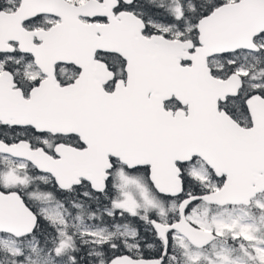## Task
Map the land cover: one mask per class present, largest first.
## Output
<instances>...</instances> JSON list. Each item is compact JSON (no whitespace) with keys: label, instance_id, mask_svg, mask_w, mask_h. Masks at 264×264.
<instances>
[{"label":"water","instance_id":"1","mask_svg":"<svg viewBox=\"0 0 264 264\" xmlns=\"http://www.w3.org/2000/svg\"><path fill=\"white\" fill-rule=\"evenodd\" d=\"M120 1L129 7L135 0ZM19 2L15 12H0V52L11 51V43L16 42L21 52L33 56L46 78L24 98L14 88L12 76L0 74V122L31 126L38 132L73 133L87 149H66L60 159H53L41 149L31 150L26 142L0 140V154L29 161L60 187L80 177L93 183L102 169L94 164L108 162L111 155L129 169L147 166L153 189L172 197L183 190L177 163L199 158L224 182L217 190L183 199L177 207L178 221L160 225L163 256L168 231L196 247L212 241V231L187 220L189 204L248 206L264 192V97L254 94L247 99L250 126H241L218 110L219 100L237 94L240 77L232 74L218 80L207 66L214 55L258 51L254 38L264 33V0L225 3L198 20V46L193 53L185 52L193 47L191 41L145 37L146 24L133 11L114 13L119 0H87L80 5L67 0ZM37 16H51L60 23L48 31L22 28ZM101 19L106 23L98 24ZM34 36L41 43L35 45ZM97 51L115 53L127 62L125 85L118 82L113 91L104 89L111 74L94 59ZM182 60L191 64L182 66ZM57 63L79 68L78 78L60 86L54 76ZM171 97L187 106V114L164 108L163 101ZM35 224V214L20 196L0 191V233L21 238L30 235ZM162 260L121 254L108 264H161Z\"/></svg>","mask_w":264,"mask_h":264},{"label":"flooded vegetation","instance_id":"2","mask_svg":"<svg viewBox=\"0 0 264 264\" xmlns=\"http://www.w3.org/2000/svg\"><path fill=\"white\" fill-rule=\"evenodd\" d=\"M3 1L5 8L0 10V12L13 13L18 9L20 4L19 0H14L16 1V7L10 9V7L6 8L8 0ZM68 2L74 5H80L70 1ZM119 2L118 8L114 11L115 14L128 9L120 0ZM81 21L85 22L83 19H81ZM59 23L60 21L57 18L51 16H37L24 22L22 28L28 32L48 31ZM97 23L104 24L106 22L104 19H101L97 20ZM145 24L146 30L143 32L145 37L161 35L160 33L149 31L148 24L146 22ZM162 36L169 39H178L180 41H191L193 47L186 50L185 52L187 53H193L194 47L198 46L197 34L182 35L177 38L168 35ZM254 42L259 47L258 51L237 50L231 53L214 55L207 59V66L210 69V74L216 79L224 81L232 74L240 77L241 85L237 90V94L232 96L229 95L226 96L224 100H219L218 110L225 111L227 115L243 127L250 126V116L246 106L247 99L254 94H259L264 97V82L260 81L259 78H253L249 73V70H251L252 67L254 68V64L259 60L260 56H264V33L256 36ZM33 43L37 45L41 43V41L34 36ZM11 45L13 46L11 51L0 52V74L9 73L15 84L14 88L19 89L24 98H29L30 92L46 78V75L35 65L31 54L21 52L16 42L11 43ZM241 54L256 56L257 60L252 61L250 59L251 62L247 66ZM237 56H239V58H236ZM6 57L10 58L8 59ZM21 57H24L25 60L32 61L35 69L38 71L35 77L24 73V61L19 60ZM94 59L103 62L106 65L107 71L111 74V77H108L107 81L103 84L106 91H113L118 82H122L124 85L126 84L127 62L122 57L115 53L97 51ZM180 63L182 66L191 64V62L187 60H182ZM245 68H247V71L242 73V70ZM79 73L80 69L73 64L57 63L54 66V76L60 86L73 83L78 78ZM163 106L166 110H171L174 113L176 110H184L187 114V106H182L174 97L164 100ZM0 140L6 144L26 142L31 150L41 149L53 159H60V154H62V151L65 152L66 149H75L78 151L87 149L86 143L78 135L73 133L38 132L31 126L7 125L1 122ZM107 158L108 162L102 164L97 162L94 164L96 167L102 166V169L98 171V177H96L93 183L80 177L78 182L68 183L66 187H60L50 174L37 170L29 161L0 154V191L3 193H16L36 216V224L31 234L16 239L26 242L34 238L38 244V248H40L41 254L52 256L55 263L108 264L115 256L127 254L134 259H159L162 257L163 260L161 264H176V262H178L176 256L172 257L169 255L171 249L173 248L182 252L183 249L179 245L180 239L184 240L186 243L188 241L177 232L168 231L166 254L163 256L162 253L165 250V244L162 237L158 234V228H160L161 224L171 225L178 221V210L177 213H173L171 210H165L166 212L161 210L144 212L143 209L137 210L136 212L131 208L118 207L117 201L122 194L120 184L123 178L129 180L132 174H138L137 177L142 178V181L146 184H151L148 178V167L144 166L129 169L117 158L111 155H108ZM197 160L201 161L199 158L193 157L188 162L177 163L181 171L180 177L182 183L184 177L189 178L187 171ZM10 162L17 167H14V171L16 172L18 180L14 182L9 180L10 182L6 183L8 179L4 177V173L5 171L13 169L11 168ZM207 168L210 176V171L214 174L208 166ZM73 172L74 171H70V174ZM215 177L217 179L223 178L224 182L223 176L218 177L215 175ZM198 183L204 190H208L205 193L217 190L221 187L218 186L217 181V185L213 188H206L204 183ZM182 193L183 190L179 195L173 197L157 193L159 196H156V198L163 203L165 208L167 207V209H170V204L172 202L179 205L183 199L190 197L182 196ZM160 196L167 197L168 203H165L164 199ZM191 204L188 205L186 210L188 221H190ZM210 205L216 206L219 210H235L236 208H241L239 207L241 205L219 206L209 204L207 206ZM53 208L61 210L68 223L65 236L61 239L58 226H55L45 218L46 212ZM209 214L212 215L215 213L210 210ZM47 225L54 229L53 238L49 242L48 239H43L44 235L49 234ZM117 226L135 231L136 237L123 238L118 236L117 233L119 230H117ZM97 227H101L106 234L110 233V236L103 239L83 232L85 228L97 229ZM37 228L39 230H37ZM212 233L213 239L206 246L196 247L188 242L189 248L193 246L192 248L195 249L193 250L190 248L192 251L203 252L204 250L209 258H213L214 250L210 251V248L213 244H217L218 240L215 232ZM229 239L232 238L230 233L227 232L225 241L222 242V244L225 249L229 251V253L227 252L228 256L234 257L238 254L235 253L236 251H233V247L228 242ZM215 250H217L216 247ZM17 258L22 259V256H18ZM190 264L198 263L190 262Z\"/></svg>","mask_w":264,"mask_h":264},{"label":"rangeland","instance_id":"3","mask_svg":"<svg viewBox=\"0 0 264 264\" xmlns=\"http://www.w3.org/2000/svg\"><path fill=\"white\" fill-rule=\"evenodd\" d=\"M72 3L82 4L86 0H68ZM168 1L170 3L171 10L176 15L179 23L166 25L161 22L153 21L148 23L149 31L160 33L161 35H168L170 37H180L182 35H194L190 34L195 31L196 25L192 24L190 20L191 12L194 9L190 0H161ZM225 3L235 2L237 0H221ZM4 4V2H3ZM16 7V1L8 0L6 8ZM187 11H189L187 13ZM245 60V64H248L254 60H257L256 56L241 54ZM10 58V57H6ZM236 58H239L237 56ZM235 58V59H236ZM251 59V60H250ZM24 61V73L35 77L38 71L35 69L32 61L25 60L24 57L19 58ZM247 68L242 70L245 73ZM11 168L5 171L4 177L8 180L6 183L17 181L16 172L14 171V165L10 162ZM17 168V167H15ZM187 174L189 178L194 181L204 183L206 188H213L217 185L216 180L212 179L209 175L207 166L197 160L191 167H189ZM138 174H132L129 180L123 178L120 184L122 194L118 198V207H126L133 211L143 209L144 212L153 210H171V212L177 213L178 204L172 202L170 209L165 208L163 203L156 198V195L152 192L149 186L142 181ZM125 179V180H124ZM10 180V181H9ZM13 184V183H12ZM248 209L236 208L235 210L221 209L215 214L210 215L209 206H202L200 204L193 205L189 215L190 221L198 225L201 228L215 232L217 235V244H213L210 251L214 250L213 258H209L206 253L200 251H192L189 245L182 239L179 241V245L182 247V254L186 256V260L189 262H197L198 264H264V237H258L262 229H264V194L258 196L251 202V205L246 206ZM249 209L259 211V217L255 219ZM166 212V211H165ZM135 213V212H133ZM45 218L59 228L60 239L65 236L67 221L61 210L57 208L50 209L46 212ZM118 236L123 238H135L136 232L128 228H121L117 226ZM86 234H92L97 238L106 239L109 234H106L101 227L97 229L83 230ZM227 232L230 233L232 239H229V244L236 250L238 255L229 257V251L225 249L222 242L225 241ZM102 239V240H103ZM228 239V238H227ZM99 242V241H97ZM221 242V243H220ZM219 244V245H218ZM215 247L217 250H215ZM228 252V253H227ZM22 256L21 260L17 257ZM0 264H62L55 263L53 257L46 254L42 255L40 248L36 240L29 239L26 242L20 241L10 235L0 233Z\"/></svg>","mask_w":264,"mask_h":264},{"label":"trees","instance_id":"4","mask_svg":"<svg viewBox=\"0 0 264 264\" xmlns=\"http://www.w3.org/2000/svg\"><path fill=\"white\" fill-rule=\"evenodd\" d=\"M190 1L194 6V9L191 12V16H190V20L192 24L194 25H196L198 20L210 14L215 8H217L218 6L222 4H225V2L221 0H190ZM3 2H4L3 0H0V10L5 8V4H3ZM171 7L172 6L170 5L168 1L135 0L131 6L127 7L128 9L126 10L133 11L137 16H139L147 24L149 22L157 21V22H161L166 25H171V24L179 23V21H177L176 15L173 14ZM188 12L189 11H187V13ZM192 34L195 35L196 34L195 31L192 32ZM254 65H255L254 68L252 67L251 70H249V73L251 74V76H253V78H259L260 81L264 82V56H260L259 60ZM210 173H211L212 179H215L218 183V186L220 187L223 183V178L217 179L211 171ZM147 186L150 187V189L156 196H159L157 195L155 190L152 188L151 184L147 183ZM183 186H184V189H183L182 196H185V197L192 196V195H201L208 191V190H204L203 187L198 182L191 180L187 177H184L183 179ZM263 194L264 192H262V194L258 196H261ZM160 197L164 199L165 203H168L167 197H162V196ZM197 204H200L203 206L209 205L205 203L204 201H197V202L192 203L191 205L193 206ZM209 207H210V210L213 211V213H216L219 211V209H217L216 206L210 205ZM239 207L244 208V209L249 208L243 205ZM248 211L251 212V214L253 215L255 219L259 217V211L257 212L256 210H253V209H249ZM47 227H48L47 231L49 232V234L44 235L43 239L44 240L48 239V242H49L53 238L54 229L48 225ZM37 230L39 229L37 228ZM257 235L258 237H264V229H262V231ZM192 247L193 246H190V248L194 250L195 248H192ZM233 251H236V250H233ZM203 253H206V251L203 250ZM169 255L172 257L176 256V259L178 260L176 264H190L189 262L190 260H186L188 258V257L186 258L187 254L183 256L181 251H177L172 248ZM18 260H21V259H18Z\"/></svg>","mask_w":264,"mask_h":264}]
</instances>
